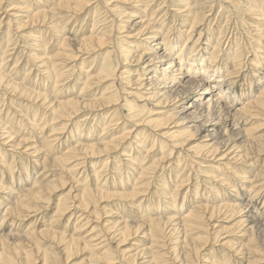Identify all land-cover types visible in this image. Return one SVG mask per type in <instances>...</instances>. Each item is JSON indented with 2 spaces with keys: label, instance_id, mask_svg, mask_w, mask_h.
Returning a JSON list of instances; mask_svg holds the SVG:
<instances>
[{
  "label": "rangeland",
  "instance_id": "1",
  "mask_svg": "<svg viewBox=\"0 0 264 264\" xmlns=\"http://www.w3.org/2000/svg\"><path fill=\"white\" fill-rule=\"evenodd\" d=\"M55 1L57 0H0V72L2 75H5L2 82L5 83L7 81L9 83H13L12 85L6 86L5 88L0 86V133L1 130H4L3 133L6 132L7 134L11 135V138L5 143L1 141L3 139L0 137V198L3 199L5 196L4 198L7 200L9 198L10 200V192H21L29 188L31 189L33 187L43 186V189H40L39 192L40 198L34 199L33 201L22 200L21 205L17 206V210L14 211L15 214L13 215H7L4 212L3 209H5V206H9L10 204H7L8 201H4L5 199L3 200V205H5V203L6 205L0 210V230H4L5 235L11 236L10 240L8 241V246L11 247L10 256H14L16 258L18 257V259H14L22 261L21 257L19 256V252H33L38 254V262L35 261L37 264H41L39 263V260L44 253L47 254V260L49 261V264H88L91 262L94 264H131L127 260H123L122 257H120L119 252L120 248H128L129 243L126 242L128 244H123L121 247L119 238L116 236H111L107 242L108 245L105 246V249H107L109 252L107 257L104 255H99L103 258L98 256L97 259L93 261V257H90L91 253L88 249L77 247L76 249L70 250V252H68L62 247V237L59 235L55 237L48 234H41L42 230H49L66 235L68 237L71 235L70 237L92 239L98 235L100 238L102 237V233L97 223L101 222L103 224H107L108 222L113 223L115 221L122 222L123 220H129L130 225L132 226V228H130V234H134V238L131 237L129 239V242L133 243V245H130L131 247H129V249H135V247L138 245L136 247L138 252L144 249L145 251L142 252H149L147 254L150 256V251H162L161 253H163V262L161 258V260H158L160 261L159 264H166L169 262L168 258H174L176 261L178 260V263L174 264H184V262L195 259L198 261L197 264H247L248 260L253 262L255 261V258V264H264V225H260L258 223V225L256 224L250 227L249 222L240 224L238 221L241 219V215L238 209L234 211V214L232 213V216L230 215L233 211L229 213L222 212L219 215L220 217H217L216 220L210 223V226H213L214 224L212 228L207 226L204 229L205 233H208V242L199 255H197L192 250L191 241V239L199 236V231H193L191 234L189 233V238L186 240L188 244H185L183 242L184 231H180V229L177 227L174 228V230L169 231V228L163 230L162 233L154 237L152 232L153 229L151 230V226L147 221L156 217H170L175 215V212L177 211V207L175 209V205L178 207L184 205L185 209L183 208V210L179 212V214H182L188 208V206L193 207L198 204V196H200L202 192H205V190L207 191L205 187L208 186L209 188L213 187L214 189H218L220 192H218V200L227 203L231 201L232 203H240L245 208L252 206L254 209H256V212L258 211L257 213H262L263 211L264 215V181L262 179L260 181V178L255 179V176H257L256 174L258 173L257 171H259L260 168V170L264 169V153L254 156L257 153L256 150L259 149V147L256 148L253 144V142L256 141H263L264 143V115H256L257 118L255 120L249 116H247V118L242 114L238 115L236 110L237 108L243 106L245 100L236 101L234 99L233 102L236 101L234 107H232L229 112L224 114L227 118H221L219 120V118H217V113L212 115V122L216 126L215 131L210 130L209 137L198 140L199 131L194 133L195 127L190 129L186 128L188 126L187 121L189 120L190 115H192L190 113L196 109V111H203L205 108H203L204 101L207 100V98L215 99V95L211 93L209 94V91L205 92V89L209 86H212L213 82H206L205 80H202L203 77L201 75H185L178 88L174 86L169 90V97L166 100L167 103L158 106H155L156 102L154 99H156V97L153 100H146V98L149 97V94H146L144 90H141L139 95L132 94L133 96H125V94L122 93L123 87L125 86L122 83L124 80L121 78L115 80V86L113 87L114 89H112V91H118L117 95H119L118 101L120 105L126 103L123 101H127L131 102L133 107L137 105L136 107L139 106L138 109H144V114H142L143 116L141 119H148L150 117L149 115H154L152 113H155L157 110H165L166 112L162 115H155L159 116L158 119L163 122L169 121L168 124L171 123L169 125V129L174 125V122L180 124L177 128L173 129L180 131L179 137L181 139H184V137H186L190 131H192L194 135L193 141L194 139L198 140L199 142L203 140L205 141L206 139H213L210 141V143L214 141H216L217 144L228 143L229 145L238 146L239 151H252V154H249L248 160L249 164L251 165L250 167L247 166L246 163H238L237 166V164L228 162L226 163V168L230 170H225L223 165L219 164L215 160L186 157L188 151L186 148L182 149L179 155L175 152V150H172L173 157L170 159V161L164 160L163 162H158L160 161L159 159L161 154L165 153L164 151H166L165 154H167L169 147L167 142L164 141L167 146L161 149V145L159 146L158 141L159 139L162 141L161 138L157 134H153V131L147 129H141L139 131L142 133L141 139L143 138L139 144H144V148L142 149L137 148L138 138L136 135H134L133 137L125 140L122 144V147H120L118 150L112 153L96 156V158L85 157L86 159L81 160V163H79L76 167L72 166L75 163L74 162L72 165L67 166L65 168L66 170L57 167L52 162H45L42 160L45 157H48L49 160L56 159L59 156H62V154L64 155V153L67 151L73 150V148L78 146V144L85 145L86 143V145H88L97 143V141L98 143L107 141L115 135L122 133L123 130H119L121 129L120 125H122V122L126 123L127 127L131 126V123L134 122L133 120H125L128 115V107L125 105H122L119 108L117 114L114 113L113 109H110L106 112H103L102 114H80L77 117L72 118L71 121L70 119L68 121H66L67 119H56L57 114L50 111V106L54 105L55 101H64L77 97L84 99H96L99 98L103 91H105L106 85L101 87L96 83V81L90 83L92 85L89 88H84L83 84L88 77L96 74L100 70L99 67L101 63L106 61L104 60V57L107 51H113L111 54V59H113L111 60L112 63H115V60L122 61L126 51L128 50L126 43L124 45V42H120L121 40L117 39L118 37H121L125 34L120 33L123 30L121 28L123 25H125L126 29L136 28V30L133 31L134 33L138 32L142 27L147 25L150 27V30H154L158 33L155 40L161 42V37L163 35L170 39H174L180 29H183L186 32L180 37V40H178L179 43L177 42V47L183 48L185 46L184 49L191 46L193 41H195L198 37L200 30L201 38L200 44L198 42L199 47L197 50L202 48L204 45H208L210 48V46L215 45L218 38H221V49L218 53L219 57H217L215 60L216 63H214L209 69L215 68L216 66L218 68L224 67L223 62L226 60V55H228L227 52L229 53V51H227L228 44H232L231 48L237 47L241 51L239 62L242 65V68L238 66V69L236 68L235 70L237 72L235 76L237 74L238 75L236 77L232 75V77H235V82L231 83L228 78L222 88H230L229 90L235 93V96L239 95L240 93L244 94L243 90L251 89L252 85L253 90H255V85L260 83V79H264V63L262 66L257 65V61L262 59L264 60V55H260L261 59L257 56V58L255 57L257 52L259 54H264V48H262L264 42L263 40L259 39V34L255 33L253 29L257 23L255 20L259 19L260 16L251 15L247 10L248 8L255 7L264 8V0H144L142 4H136L139 5L137 7H131L129 4L118 3L117 5L120 7L116 8V11L111 13L107 10L108 8H105V0H93L94 4L92 7H89L85 12L70 19L63 18V15L66 12L63 13L59 10H51ZM164 1L165 7H161ZM188 3L190 6H195L197 4L195 8H197L198 14L200 15L198 18L199 23L194 26L195 30L191 32V35L189 34V28L192 25L194 19H192L191 16L186 17V12H183V17H178L175 15V10H177V8L186 9V4ZM96 4H98V8H96L97 12L94 8V5ZM124 8L126 9L125 14L127 16L132 14V16L123 17L122 11ZM135 8H139L136 9L138 11H135ZM38 10L47 11L49 15L47 12H45L42 14V16H36V11ZM3 11H7L9 13H11V11L15 12L14 15L16 16L11 17V21H9V13L6 16ZM207 13H209V15L203 18V14ZM44 15L47 17H44ZM120 17L122 19L121 23L118 22ZM138 20H143L145 23L143 26H141V28L136 26L138 25ZM94 24L97 26H95V30L93 32L97 33L101 29L105 32V35H110L111 39L109 38L110 41L107 44L108 46L102 50H98V52L96 51L83 55L81 60L70 63L66 61L67 63L65 62V64H59V72L58 70L57 72L60 73L64 71V73L69 74L66 75V78H64V76L60 77V82L56 84V81L48 73V70H46V68L43 67L38 61L41 59H46L50 55L54 54L56 49H58L60 40H62L64 36L65 38L67 37L69 39H79L81 37H86L92 30ZM23 26L25 27L23 28ZM103 27L106 28L104 29ZM139 37L143 39L145 35ZM183 38H185V40ZM127 40H135L133 41V46L135 48H129L130 52L132 51V54L147 53V51V56H154L157 54L158 56L163 57V53H169L171 56H174L175 54L173 51L164 49V42H162L163 46L160 49L152 52L147 50L150 46L140 40V38ZM149 42L151 43L150 45H152V42L154 41L149 40ZM72 46L75 47L76 44ZM4 51H6V53ZM197 52L195 51V53ZM199 52L200 55L204 54V50H200ZM166 63L167 62H155V67L153 69H156L154 71H160V73L141 72L142 74H145L142 75V77H148L150 74H154L156 77H161L162 69L165 68L167 65ZM129 65L130 66H128V68L133 67L135 64L134 62H131ZM206 65L208 66V61L206 62ZM71 66L74 68L72 69L74 70L71 72L72 74L70 73V70H68L71 68ZM123 68H126V66H123L122 63H120L117 74H119ZM92 69L93 71H91ZM261 83L263 84V82ZM23 89H27L26 92H28L29 97L24 98V94L20 95ZM32 92L34 94L39 93L47 95L48 98L47 100L43 101L40 99V97L35 98L34 95L30 96V93ZM131 92L137 91L132 89ZM199 95L203 97H199ZM231 96L232 93H228L226 100L224 99V102L227 101V98L229 99ZM114 107L115 106H113V108ZM150 109V113H145L146 110ZM205 121L206 118L204 116L202 122L197 123V125L202 126V123ZM228 122L230 123L228 124ZM29 123L33 127H30L31 125ZM63 123H65V125ZM251 125L254 128V134L252 132H245L246 128L249 126V128L252 127ZM117 127L119 128L117 129ZM211 128L212 127H210V129ZM142 130H145L146 132L144 133ZM111 133H113V135H111ZM80 134L82 135L80 136ZM150 135L156 136V139L158 138L156 141V146H153V139ZM3 136H6V134H3L2 137ZM100 136L103 140L100 139ZM13 143L20 144L15 146ZM11 145L14 147H11ZM151 146V151L148 153L147 148H150ZM33 149H36V152H32ZM138 152H140L141 155H139ZM147 153L148 155H146ZM133 154L134 156H132ZM136 156L138 157L140 164L138 161H136ZM254 159L256 160L254 161ZM73 160L74 159H71V161ZM224 161L227 162L226 160H223V162ZM213 163L216 164V168L209 167L210 164L212 165ZM232 169L235 172L234 175L238 173L240 178H235L232 176ZM137 170L140 172L138 173ZM229 171L232 175H228L226 177V175L229 174ZM221 172H224L223 175L226 177L225 179H228L226 180V185L217 183V181H211L212 179L210 180L207 178L210 175ZM131 174L137 176L132 177ZM202 174H204V176ZM16 177L19 178L17 179ZM242 177H245V180ZM249 179L250 182H245L247 180L249 181ZM49 181L54 183V187L49 189L44 188V185L48 184ZM61 182L64 184L62 185ZM243 185L247 186L245 190H243L245 188ZM225 186H227V189L223 190L222 188ZM83 188H88L90 190L97 189V191L93 193L92 201L87 206V212L81 208H76L75 206L70 207V204L73 201L72 196L78 194L79 190ZM248 188L251 192L252 190H255V195L249 192ZM134 190L135 194H130L131 192H134ZM236 190L238 191L237 195L234 192ZM104 192L108 194H104ZM248 192L251 193L252 196L248 194ZM117 193L127 195L122 197L116 196ZM194 193H196V195H194ZM67 194L69 195L67 196ZM63 195L67 196V203H69L67 205L68 210L65 209L64 212H61L57 210V204ZM210 195L211 194H209V196ZM166 196H169L170 198L168 197L169 199H167ZM165 199H167L168 202ZM196 199L197 203L195 202ZM217 199H211L210 202H218ZM169 201L173 202V204ZM202 203L205 204V202ZM144 209H146V211ZM93 214L98 215V220L92 217ZM138 225H140V229L137 231L136 228ZM160 226L162 227V225ZM204 226L206 225L204 224ZM93 229L95 230L93 231ZM217 233L218 238L215 239V235ZM84 235H87V237H84ZM249 237L250 239L247 241ZM218 239L221 240L220 243L217 241ZM158 241L164 244L165 247L162 249L167 247V250H159L156 245H153L154 243H159ZM226 241L228 243L227 245H224L223 243ZM193 242L195 243L194 240ZM241 245L242 253L239 254L236 252V249ZM36 250H39L40 253H37ZM147 254H143V256H146V259H138L140 257L138 256L134 264H147L151 259ZM249 256H251V258ZM204 259H207L208 262H205ZM152 264L155 263L153 262Z\"/></svg>",
  "mask_w": 264,
  "mask_h": 264
},
{
  "label": "bare ground",
  "instance_id": "2",
  "mask_svg": "<svg viewBox=\"0 0 264 264\" xmlns=\"http://www.w3.org/2000/svg\"><path fill=\"white\" fill-rule=\"evenodd\" d=\"M143 2H144V0H105V8H108L107 10L111 13V12L116 11V8L120 7L119 5H117L118 3L119 4H129V6H131V7H137L140 4H142ZM147 3H148V1H147ZM93 4H94V1L93 0L92 1L91 0H57V1H55L54 6L51 8V10L52 9L55 10V11L56 10L57 11L59 10V11H61L63 13L66 12L65 13L66 15L64 14L63 15V18L70 19V18H72L74 16L76 17L79 14L85 12L89 7H92ZM136 4H139V5H136ZM164 4H165V1L163 2V4H162L161 7H165ZM97 5L98 4L94 5L95 11L97 10L96 8H98ZM186 6H187L186 9L177 8V10H175V15L178 16V17H181V16L183 17L184 16L183 15V12H186V17L187 16L188 17L191 16V18L194 19L192 25L189 28V34L191 35V32L195 30V27L194 26H196L199 23V19L198 18L200 17V15L198 14L197 8H195L194 5L193 6H190L189 3H188V4H186ZM254 6H256V5H254ZM14 9H16V8H14ZM136 9H139V8H135L134 9L135 11H138ZM125 11H126V9L124 8L123 11H122L123 17L127 16L125 14ZM247 11L251 15H258V16H260L259 19H256L255 18L256 19L255 21H257V23H256V26L253 29H254L255 33L259 34V36H258L259 39L263 40V42H264V8H256V7L255 8H248ZM45 12H47V11L38 10V11H36V13H37L36 16H38V15H41L42 16V14H44ZM3 13L7 16V14L9 12L3 11ZM14 14H15V12H12V11H11V13L8 14V16L10 17V20L9 21H11V17L16 16ZM48 15H49V13H48ZM54 15H56V14H54ZM208 15H209V13L203 14V18H205ZM129 16H132V14L128 15L127 17H129ZM258 16H257V18H258ZM44 17H47V16L44 15ZM55 17H57V16H55ZM49 19H50V17H49ZM147 19H148V17H147ZM121 20L122 19L120 17L118 19V22L121 23ZM56 22H57V20H56ZM39 23H41V22H39ZM137 23H138V25H136V26H138L139 28H141V26H143V24H145L143 20H138ZM65 24H67V23H65ZM139 24H141V25H139ZM40 25H42V24H40ZM95 26H97V25L94 24V26L92 27V30L89 32V34L87 36L85 35L86 37H81L79 39H69L67 37L65 38V36H64V38H62V40H60V42L58 44L59 45L58 46V49H56V52L54 54L50 55L46 59H41V60L38 61L43 67L46 68V70H48V73L56 81V84L58 82H60V77L64 76V78H66L67 77L66 75L69 74V73H64V71L58 73L59 72V64H61V63L62 64H65L66 61H68V63H70V62H75V61L81 60V58H82L83 55L89 54V53H92V52H96V51L98 52V50H102L103 48H106L108 46L107 44L110 41L109 40L110 35H107V34L105 35V32L103 30H101V29L99 30V32L96 31L97 33L93 32L95 30L94 29ZM24 27L25 26H23V28ZM56 27H58V26H56ZM103 28L105 29L106 27H103ZM121 28L123 30L120 33H125V34L123 36H121V37H118L117 39L118 40H121L120 42H124V45L126 43V46H127V49H128L126 51V53H125L124 58L122 59V61L121 60L120 61H116L115 60V63H112L111 60H113V59H111V54H112L113 51H107L106 54H105V57H104V60H106V61L104 63H101V65L99 67L100 70L96 74L88 77L86 79V81L84 82V84H83L84 85V88H89L92 85L90 83H92L93 81H96V83L98 85H100L101 87L103 85H106L105 91H103V93L99 96V98H96V99H84V98L77 97V98L68 99V100H64V101H55L54 105H51L50 106V111H52L53 113L57 114L56 115V119H60V120H64V119L66 120L67 119L66 121H68L70 119V121H71L72 118H75V117H77L80 114H83V115L84 114H102L103 112H106L107 110H110V109H113L114 113L117 114V112L119 111V108L122 105L123 106L125 105L126 107H128V115H127V118L125 120H127V121H132L133 120L134 122H132L131 123L132 125L129 126V127H127L126 123L122 122V125H120V128L121 129H119V130H123L122 133H120L118 135H115L114 137H112L111 139H109L107 141H103V142L98 143V141L96 140L97 143H94V144H88V145H86V143H85V145H79L78 144V146H76L75 148H73V150L67 151L66 153H64V155L62 154V156H59L58 158L55 157L56 159H50L49 160L48 157H45V158L43 157L44 159H42V160H44L45 162H48V161L49 162H52L54 165H56L57 167L62 168L63 170L67 166L72 165L74 162L75 163L72 166L73 167H76L79 163H81V160H85L86 159L85 157H95L96 158V156H100V155H103V154L112 153V152L118 150L120 147H122V144L124 143L125 140L133 137L134 135H136V137L138 138L137 139V142H138L137 148L138 149H140V148L142 149V148H144L143 147L144 144L139 145L141 143L142 139H143V138L141 139L142 133L139 132V131L141 129H147V130L153 131V134H157L161 138L162 141H160V139L158 140L159 141V146L161 145V149H163V148H165L167 146L164 143V141H166L167 144H168L169 150H167V154H165L166 151H164L165 153H162V151H161L162 154H161V157L159 159L160 161H158V162H163L164 160H169L170 161V159L173 157L172 156V154H173L172 150H175V152L178 153V155H179L180 154V151H182V149H185L186 148L188 150L186 157H189V158L190 157L191 158L192 157L193 158H203L205 160H207V159H209V160H215L219 164H222L223 167L225 168V170H230V169L226 168V163H228V162L237 164V166H238V163L239 164L246 163L247 166L250 167L251 165L249 164L248 160H249V154H252L251 153L252 151H239V147L238 146H236V145L235 146L234 145H229L228 143H219V144H217L216 141L210 143V141H212L213 139L212 140H210V139L207 140L206 139L205 141L203 140V141H200V142L198 141V140H200L202 138L209 137L210 136V130L215 131L216 126L212 122L213 121L212 115H214L215 113H217V115H218L217 118H219V120L221 118H227L224 114L226 112H229L232 109V107H234L236 101H238V100H245L243 106L237 108V110H236V113L238 115L239 114H242V115H244L246 117L249 116V117H252L254 120L257 118L258 115H262V116L264 115V79H260L261 81L258 80L260 83L259 84L257 83V85H255L256 86L255 90H253V85H252V88L251 89L243 90L244 91V94H242V93L239 94L238 93L239 95H236V96H235V93H233V92H231L229 90L230 88H222V86L224 85V83L226 82V80H228V78L231 81V83L232 82L233 83L235 82L234 79L238 75L237 74L235 76V74L237 73L235 70H236V68L238 66H240V67L242 66L240 64V62H239L240 61V58L239 57L241 55L240 54L241 51L239 50V48H237V47L231 48L232 44H228L227 51H229V53L227 52L228 55H226V60L223 62V66L224 67L223 68H218L216 66L217 68L215 67V68L209 69L210 67H212V65L214 63H216L215 60L217 59V57H219V54L218 53H219V51L221 49V45H220L221 38L220 39L218 38L217 41H216V43H215V45L210 46V48H209L208 45L207 46L204 45L202 48H200V49L197 50V48L199 47L198 42L200 44V38H201V30H200V32L198 33V37L196 38L195 41H193V43L191 44V46H189L188 48L184 49L185 46L183 48L182 47L181 48L180 47H177L178 40H180V37L186 32L185 30L180 29V31L177 33V35L175 34L176 36H175L174 39H170V38L166 37L165 35H163L161 37L162 42H164V45H165L164 46V49L175 52L174 56L169 55V53H163V57L158 56L157 54H155L154 56H151V55L150 56H147L148 51H147V53H139V54H134L133 53L132 54L131 53L132 51L130 52L129 48H132V49L135 48L133 46V41H135V40H127V39H138V38H140V40H142L144 43H146V44H148V46H150V47H148V49L145 47L147 50H150L152 52H155L156 50L160 49L163 46V43L161 41H156L155 40L157 38V34L158 33L156 31H154V30H150V27L147 26V25H145L144 27H142L143 29L141 28V30H139L138 32H135V33L133 31H135L136 28H130V29L127 28L126 29L125 25H123ZM178 28H181V27H178ZM155 29H156V27H155ZM82 33H84V32H82ZM143 35H145V37L143 39H141V37H139V36H143ZM114 39H116V38H114ZM183 39L185 40V38H183ZM37 40H39V39H37ZM149 40L154 41V42H152V45H150L151 43L149 42ZM173 40H175V41H173ZM74 44H76L75 47L72 46ZM202 44H205V43H202ZM262 48H264V44H263V47ZM200 50H204V52H203L204 54H201L200 55L199 54L200 53L199 52ZM195 51L196 52L198 51V52L195 53ZM4 52L6 53V51H4ZM123 53H124V51H123ZM205 55H206V57H205ZM260 55H264V54H259L257 52L255 54V57L257 56L258 58H260L261 57ZM166 60H168V61H166ZM197 61H200V62H197ZM207 61H208V66L206 65V62ZM252 61H254V60H252ZM131 62H134L135 65L133 67H129L128 68V66H130L129 64H131ZM155 62H167L166 63L167 65L165 66V68L162 69L161 77H156L154 74H150V76L148 75V77H145V78L142 77V75H145V74H142L141 72L160 73V71H154L156 69H153L155 67V64H154ZM120 63H122L123 66H126V68H123L119 72V74H117V72H118V66H119ZM263 63H264V60L263 59L260 60V61H257V65H259V66H262ZM220 64H222V63H220ZM72 69H74L72 66H71L70 69H68V70H70V73L72 71H74ZM57 70H58V72H57ZM91 71H93V69ZM254 71H255V69H254ZM194 74L201 75L203 77L202 80H205L206 82L212 81L213 82L212 86H209L208 88H206L205 89V92L206 91L207 92L209 91V94L211 93V94L215 95V99L207 98V100L204 101L203 108L204 107L205 108H204L203 111H201V112L200 111H196L197 110L196 109V110H194L193 112L190 113L192 115H190L189 120L187 121L188 126L186 128L190 129V128L195 127L194 133H196V132L199 131V134H198V137L199 138H198V140H195L194 139V141H193V136L194 135H193V132L192 131H190V133L186 137H184V139H181L179 137L180 131H178L177 129H173V128H177L180 124H178V123H176V122L173 121L174 122V125L169 129V127H170L169 125L171 124V123L168 124L169 121H164L163 122L160 119H158L159 116H157L155 114H161L162 115L163 113L166 112L165 110H163V109L162 110H157V111H155V113H152L154 115H149L150 117L148 119H141L142 116H143L142 114H144L143 113L144 109H138L139 106L136 107L137 105L133 107L132 103L131 102H127V101H123V102H126V103L120 105V103L118 101L119 100L118 99L119 98V95H117L118 91H116V90H114V92L112 91V89H114L113 87L115 86L114 85L115 80L121 78V79L124 80V82H122V83L125 86L123 87V92L122 93L125 94V96L139 95V93L141 92V90H144V92L146 94H149V97H147L146 100L147 101L153 100L156 97V99H154L155 102H156V105L155 106H158V105L167 103L166 100L169 97V93H168L169 90L172 89V87H174V86H176V88H178V86L182 82V80H183V78H184L185 75H188V76L191 75L192 76ZM90 75H91V73H90ZM232 75H234L235 77L234 76L232 77ZM4 77H5V75H2L1 72H0V86L1 87H4L5 88L6 86H9V85H12L13 84L12 82L9 83L7 81L5 83L2 82V80L4 79ZM245 79H246V77H245ZM65 81H66V79H65ZM261 82H263V84ZM250 86H251V83H250ZM243 88H244V86H243ZM132 89L135 90V91H137V92H131ZM26 91H27V89H23V91L20 94V95L24 94L23 95L24 98L25 97H29L28 96V92H26ZM75 93H77V92H75ZM228 93H232V96L229 99L227 98V101L224 102V99L226 100V97H227ZM32 95H34L35 98L40 97V99L43 100V101L47 100V98H48L47 95H43V94H39V93H35L34 94L32 92V93H30V96H32ZM199 97H203V96L199 95ZM234 99L236 100L235 102H233ZM142 100H144V99H142ZM52 101H54V100H52ZM113 106H115V107L113 108ZM150 111H151V109L150 110H146L145 113H150ZM204 116L206 118V121L202 123V126H198L197 123L202 122V119L204 118ZM246 117H245V120H246ZM97 119H99V118H97ZM217 122H219V121H217ZM32 123H34V122H32ZM229 123L230 122H228V124ZM249 123H250V120H249ZM256 123L258 124L257 121H256ZM63 124L65 125V123H63ZM139 126H141V127H139ZM30 127H33V126L31 125ZM210 127H212V128L210 129ZM249 127L245 129L246 130L245 132H252V133L255 132L253 126L251 128H249ZM256 127H258V126H256ZM35 128H36V126H35ZM118 128L119 127H117V129ZM3 131L1 130L0 137L3 139L1 141H3L5 143L8 139L11 138V135L7 134L6 132L3 133ZM142 131H144V133L146 132L145 130H142ZM2 133L4 135L6 134V136H3L2 137V135H3ZM81 135L82 134H80V136ZM111 135H113V133H111ZM150 136L153 139V146H156V141H157L158 138L156 139V136H154V135H150ZM92 137H94V136H92ZM100 139L103 140L102 137ZM44 140H45V138H44ZM251 140H253V139H251ZM87 142H88V140H87ZM137 142H135V143H137ZM62 143H63V141H62ZM18 144H20V143H15V144L13 143V145H15V146L18 145ZM253 144L255 145L256 148L259 147V149L256 150L257 153L254 156H258V155H261V153H264V146H263L264 143H263V141H256V142H253ZM13 145H11V147H14ZM137 148H136V150H137ZM151 148H152V146L150 148H147V152L148 153L151 151ZM251 150H253V149H251ZM32 152H36V149H33ZM125 152H126V150H125ZM138 153H139V155H141L140 152H138ZM148 153L146 155H148ZM46 155H47V153H46ZM132 156H134V154ZM144 156H145V154H144ZM181 156H182V154H181ZM71 159H74V160L71 161ZM120 159H122V158H120ZM135 159H136V161H138V157L137 156H136ZM223 160H226L227 162H225V161L223 162ZM255 160L256 159H254V161ZM37 161H35V162H37ZM78 161H80V162H78ZM130 162H131V160H130ZM138 163H139V161H138ZM209 163H211V162H209ZM157 164H159V163H157ZM144 166H146V165H144ZM197 166H199V165H197ZM234 166H236V165H234ZM262 166H263V164H262ZM137 167H138V165H137ZM209 167L216 168V164H214V163L212 165L210 164ZM134 168H136V167H134ZM236 169H238V168H236ZM260 169H259V171H257L258 173L256 174L257 176H255V179L256 178H260V181H261V179L264 181V169H262V170H260ZM115 170H116V168H115ZM125 170H127V169H125ZM140 171L137 170L138 173ZM231 172H233V175L231 174ZM231 172L229 171L228 172L229 174H227L226 177L228 175H232L235 178H240V175H238V173H236L234 175L235 172H234L233 169L231 170ZM223 173L224 172H221V173H218V174H213V175H210L208 177L206 175V177L209 178L210 180L212 179L211 181H215V182L217 181V183L226 185V180H228V179H225L226 177L223 175ZM115 174H116V172H115ZM208 174H209V172H208ZM9 175H10V173H9ZM202 175L204 176V174H202ZM236 175H238L239 177L236 176ZM17 176H19V175H17ZM133 176H137V175H132V177ZM177 176H178V173H177ZM242 178L244 179L245 177H242ZM245 182H250V179H249V181L247 180ZM254 182H256V181H254ZM63 184L64 183H62V185ZM18 185H19V183H18ZM53 185H54V183H52V182L49 181L48 184L44 185L45 186L44 188L49 189L51 187H54ZM0 186H1V184H0ZM260 186H262V185H260ZM219 187H220V185H219ZM244 187L245 188L243 190H245L247 186H244ZM250 187H251V185H250ZM40 189H43V186L33 187L31 189L29 188V189L23 190L21 192H19V191L18 192H10L9 193L10 194V197H11L10 200H9V198L7 200L6 198H4L5 196L4 197L2 196L3 199L0 198L1 199V201H0V210L3 209V206L6 205V203H5V205H3V202L4 201H6V202L8 201L9 203L7 202V204H10V205L9 206H5V209H3L4 212L7 215H13V214H15L14 211L17 210V206L18 205H21L22 200H28V201L29 200H32L33 201L34 199L40 198V195H39ZM157 189H159V188H157ZM157 189H155V190H157ZM205 189H207V191L205 190V192H202L201 195L199 194L200 196H198L199 197L198 198V200H199L198 201V204L195 205V206H193V207L192 206H190V207L188 206V208L182 214H179V212H181L183 210L184 205H181L180 207H178V206L175 205V209L177 207V211L175 212V215H172L170 217H156V218H152V219L147 220L149 222L150 226H151V230L153 229L152 232H153L154 237L156 235L162 233L163 230H166V229H169L170 228L169 231H171V230H174V228L177 227L178 229H180V231H184V239H183V242L185 244L186 243L188 244V242L186 241L189 238L188 237L189 236L188 234L189 233L190 234L193 233V231H195V232L196 231H199V236L191 239V241H192V250L197 255H199V253L203 250V248L206 246V243L208 242V233L207 232L205 233L204 229L207 226H210V223L212 221L216 220L217 217H220L219 215L222 212L229 213V212L233 211V212H231V215H230V216H232L234 214V211L236 209H238L239 210V213L241 215L240 216L241 219L238 221L240 224L241 223H244V222H249L250 227H252L253 225H256V224L258 225V223L260 225H264V215H263V211H262V213H257L258 211L256 212V209H254L252 206L251 207H248V208H245L240 203H232V201L229 202V203L222 202L221 200H218L217 199L218 192H219L218 189H214L213 187L209 188V186L208 187H205ZM222 189L223 190L224 189H227V186L223 187ZM229 190H231V189H229ZM248 190H249V188H248ZM10 191H11V189H10ZM96 191H97V189L90 190L88 188H83V189L79 190L78 194H75L74 196H72V200L73 201L70 204V207H74L75 206L76 208L78 207V208H81L84 211H86L88 204L93 199L92 198L93 193L96 192ZM197 192H199V191H197ZM234 192H235L236 195L238 194V191L237 190L234 191ZM249 192H251V191L249 190ZM249 192H248V194L251 195V193H253V195H255L254 194L255 190L254 191L252 190L251 193H249ZM133 193L135 194V190H134V192H131L130 194L134 195ZM156 193H157V191H156ZM160 193H161V191H160ZM104 194H108V193H105L104 192ZM163 194H165V193H163ZM209 194H211V195L209 196ZM68 195L69 194H67V196ZM124 195L126 196L127 194H121V193H117L116 194V196H121V197L124 196ZM194 195H196V193H194ZM225 195H226V193H225ZM225 195H223V196H225ZM228 195H229V193H228ZM67 196L66 195L65 196L63 195V197L61 198V200H59V203L57 204V206H58V209L57 210H59L61 212H64L65 209H67V207H68L67 205L69 203V202L67 203V200H68ZM159 196H160V194H159ZM128 197H129V195H128ZM168 197H167V199L170 198V197L169 198ZM185 197H186V195H185ZM259 197H261V196H259ZM262 197H263V192H262ZM215 198L218 200V202L213 203L214 202L213 201L212 202L213 204H212L210 202V200L211 199L216 200ZM167 199H165V200H167ZM256 199H258V198H256ZM12 200H13V202H12ZM184 200H186V199H184ZM189 201H190V199H189ZM167 202H168V200H167ZM195 202L197 203V199L195 200ZM202 202H205V204H203ZM170 203L173 204V202H170ZM170 203H168V204H170ZM209 203H211V204H209ZM172 204H170V205H172ZM178 208H179V210H178ZM144 210L146 211V209H144ZM169 210H171V209H169ZM92 217L96 218V220H98V218H99L97 214H93ZM8 220H10V219H8ZM93 222H95V221H93ZM97 224L99 225V229H100V231L102 233V235H101L102 237H100V238L98 237V235H96L92 239H88V238H83L82 239V238H78V237H70L71 235H69V237H68L66 235L59 234L57 232H52V231H49V230H42L41 231V234H48L50 236L52 235V236H55V237L57 235H59L63 239L62 240V243H63V246L62 247H63V249L64 250H67L68 252H70V250L76 249L77 247H82L84 249H88L90 251V253H91L90 257H93V261H95L99 255H104L105 257H107V255H108L109 252H108L107 249H105V246L108 245L107 242L109 241V239H110L111 236H116V237L119 238V243H121L120 244L121 247L123 246V244H128V243H129V247H131L130 245H133V243H130L129 242V239L134 236V234H132V235L130 234V228H132V226L130 225L129 220H123L122 222L115 221L113 223H109L108 222L107 224H103V223L100 222V223H97ZM204 224L206 226H204ZM160 225H162V227ZM213 226H214V224H213ZM213 226H210V228H212ZM84 228H86V227H84ZM220 228H222V227H220ZM5 229H7V228H5ZM139 229H140V225L137 226L136 230L138 231ZM94 230L95 229H93V231ZM4 233H5L4 230H2V231L0 230V263L1 264H37L35 261L38 260V257H37L38 254H35L33 252H30V253H21V252H19V254H20L19 256L21 257L22 261L15 260L14 258H16V257H14V256L11 257L10 256V248L11 247L8 246V241L10 240V237L11 236L5 235ZM10 235H11V233H10ZM217 236H218V233L215 235V239L218 238ZM13 237H20V236H13ZM84 237H87V235H84ZM250 237H251V235H250ZM250 237L247 239V241H249ZM116 240H118V239H116ZM193 240L195 241V243L193 242ZM217 241L220 243L221 240L218 239ZM126 242H128V243H126ZM158 242L160 243V241H158ZM159 243H157V244L154 243L153 245H156L159 250H163V251L164 250H167V247L165 249H162L165 246H164V244H162V243L159 244ZM227 243L228 242L226 241L223 244L224 245H227ZM229 246H232V245H229ZM129 247L128 248H120L119 249V252H120V257H122L123 260H127L131 264H134L135 263L136 258H138V256H140L138 259H140V258L143 259V258L146 257V256H143V254L144 253H146V254L149 253V252H142V251H145L144 249H142L141 251L138 252V250H136V247H135V249H131V248L129 249ZM60 249H61V247H60ZM154 251H150L151 256L147 254L151 258L150 261L147 264H150V263L152 264L153 262L155 264H159L160 261H158V260H161L163 253H161L162 251H156V250H154ZM36 252L37 253H40L39 250H36ZM236 252H238L239 254L242 253V245L236 249ZM169 254H171V253H169ZM186 256H185V258H186ZM251 256H249V257L251 258ZM99 257H102V256H99ZM163 257H165V256H163ZM16 259H18V257ZM105 259H107V258H105ZM252 259H254V258H252ZM157 261H158V263H157ZM168 261L169 262H167L166 264L178 263L177 262L178 260L176 261V259L174 260V258H168ZM204 261L205 262H208L207 259H204ZM255 261H256V258H255ZM255 261L251 262V261L248 260V263L247 264H255ZM31 262H33V263H31ZM162 262H163V258H162ZM218 262H219V260H218ZM39 263H41V264H49V261L47 260V254L46 253H44L42 255V257L39 260ZM143 263H145V262H143ZM195 263L196 264L198 263V261L196 259L195 260H190V261L184 262V264H195ZM88 264H94V263L91 262V263H88Z\"/></svg>",
  "mask_w": 264,
  "mask_h": 264
}]
</instances>
